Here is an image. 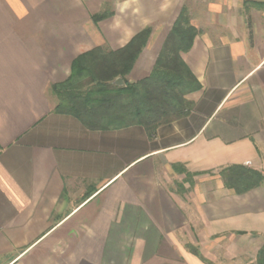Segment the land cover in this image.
Listing matches in <instances>:
<instances>
[{
    "label": "crops",
    "instance_id": "0c3cea01",
    "mask_svg": "<svg viewBox=\"0 0 264 264\" xmlns=\"http://www.w3.org/2000/svg\"><path fill=\"white\" fill-rule=\"evenodd\" d=\"M101 1L115 0H0V264H203L183 245L196 240L253 264L264 181L236 194L219 171L264 174V0H144L140 24L106 29ZM183 6L199 31L182 54L201 86L188 114L149 138L54 111L78 55L152 23L127 80L147 76Z\"/></svg>",
    "mask_w": 264,
    "mask_h": 264
},
{
    "label": "trees",
    "instance_id": "16d2710c",
    "mask_svg": "<svg viewBox=\"0 0 264 264\" xmlns=\"http://www.w3.org/2000/svg\"><path fill=\"white\" fill-rule=\"evenodd\" d=\"M112 15H92L98 21ZM152 28L144 27L117 49L96 47L78 55L71 64L69 78L51 86L57 103L54 111L77 118L89 130H111L131 125L142 126L153 138L159 126L182 118L192 108L185 96L201 88L182 58L190 50L199 31L190 23L183 6L168 31L151 71L144 78L128 82L127 77L145 48ZM121 78L123 85H115ZM223 185L236 194L260 186L264 174L243 165H231L219 171ZM190 252L208 263L199 252ZM254 264H264V239Z\"/></svg>",
    "mask_w": 264,
    "mask_h": 264
},
{
    "label": "rangeland",
    "instance_id": "374dc122",
    "mask_svg": "<svg viewBox=\"0 0 264 264\" xmlns=\"http://www.w3.org/2000/svg\"><path fill=\"white\" fill-rule=\"evenodd\" d=\"M146 4H147V2H145L144 0H115V1H109V2L101 1L100 2V12L101 13L102 12H104V13L110 12L112 15L100 20V22H101L100 24L102 25V27L104 29H106L108 25H111L115 21V23H117V25H119V27H121L123 25L124 21L129 19L130 22L132 23V25L136 26V25L140 24L139 9L141 8V5L144 6V8L146 9V7H145ZM186 4H187V2H186ZM125 8L128 9V11H131V12H129V13L125 12L126 11ZM125 13H127L128 15L129 14H131V15H129V16L126 15L125 16ZM125 17H126V19H125ZM147 26H150L151 28H153L154 25L152 23H150V24L146 25L145 27H147ZM101 36L104 37L105 35H103L101 33ZM165 37H164V39H165ZM128 82H130V81L128 80ZM122 85H123V83H122ZM122 85H119V86H122ZM50 91H51V89H50ZM186 96H185V98H186ZM185 175H186V180H188V181L192 180V175L191 174H188V173L185 172ZM174 187L177 188V191L181 192L180 188H182V187L180 185H178V183H176V185H174ZM215 244H216L215 241L208 242V243H205V244H203V243L201 244L197 240L196 241H192V242H188V241L183 242L184 248L186 250L190 251L188 246L193 247L208 262V263H204L203 261H201L203 264H229V263L233 262V260H236L235 258L233 259V258H230V257L229 258L228 257L221 258L220 257L221 255L219 256V254H220L219 251H216L217 248H215L216 247ZM204 245H206V246H204ZM205 247L207 249H205ZM210 250H213L214 252H209ZM241 258L243 259V261L244 260L245 261L246 260L247 261L251 260V258H247V254H244L243 257H241ZM253 262H254V260H253Z\"/></svg>",
    "mask_w": 264,
    "mask_h": 264
},
{
    "label": "water",
    "instance_id": "95a60500",
    "mask_svg": "<svg viewBox=\"0 0 264 264\" xmlns=\"http://www.w3.org/2000/svg\"><path fill=\"white\" fill-rule=\"evenodd\" d=\"M114 84H115V85H122V80H121V78H117V79L114 81Z\"/></svg>",
    "mask_w": 264,
    "mask_h": 264
}]
</instances>
